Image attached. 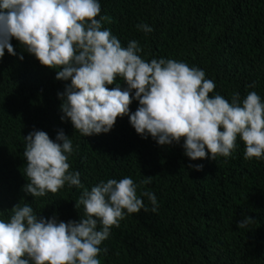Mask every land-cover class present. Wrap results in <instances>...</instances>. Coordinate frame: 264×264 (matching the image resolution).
<instances>
[{"label":"trees","instance_id":"16d2710c","mask_svg":"<svg viewBox=\"0 0 264 264\" xmlns=\"http://www.w3.org/2000/svg\"><path fill=\"white\" fill-rule=\"evenodd\" d=\"M100 16L127 47L136 40L146 61L171 59L202 69L216 87L209 97L241 101L255 91L264 103V0H98ZM97 16L96 19H99ZM138 24L153 31L145 33ZM16 56L0 58V220L12 208L28 204L34 214L58 221H78L75 207L83 191L101 181L130 177L148 211L127 214L99 245L100 264H264V158L245 160L237 136L229 157L191 161L180 144L160 146L151 135L137 134L129 115L118 116L107 133L82 136L70 120L62 121L58 92L71 80L40 64L13 38ZM23 55L24 59H19ZM255 82V87L248 85ZM126 83L117 78L110 90ZM134 95V90H133ZM139 102L133 99L129 114ZM71 139L69 172H79L80 187L67 182L56 193L32 197L22 191L29 182L24 137L33 130L56 139L59 130ZM189 164H203L202 171ZM146 176L151 183L143 184ZM143 192L156 196V212ZM245 217L255 223L238 228ZM106 250V251H105Z\"/></svg>","mask_w":264,"mask_h":264},{"label":"clouds","instance_id":"9594fccd","mask_svg":"<svg viewBox=\"0 0 264 264\" xmlns=\"http://www.w3.org/2000/svg\"><path fill=\"white\" fill-rule=\"evenodd\" d=\"M100 12L98 0H0V58L5 49L17 55L11 43L15 38L41 65L59 68L55 78L71 80L57 94L62 101L60 118L70 120L82 136L107 133L118 116L129 115L137 134L144 139L151 135L160 146L180 144L184 138V155L191 161L229 157L238 135L245 145V160L264 158V103L255 91L243 101L239 93H233L231 102L219 94L210 98L216 85L205 79L202 69L164 58L144 61L138 55L142 51L138 41L122 47L110 30L102 28L109 18ZM137 29L153 31L147 24H138ZM118 77L127 87H106ZM248 87H255V82ZM133 99L139 106L129 114ZM24 139L26 195L56 193L65 182L80 187V173L68 171L73 145L62 129L55 141L37 130ZM188 167L202 171L204 166ZM141 183H151V176ZM142 195L156 212V196ZM80 205L84 216L67 222L58 221L55 214L51 218L34 214L28 204L14 205L10 219L0 220V264H100L99 245L112 226H119L124 210L148 211L130 177L101 181L83 191L75 207ZM253 223L252 217H245L237 226Z\"/></svg>","mask_w":264,"mask_h":264}]
</instances>
